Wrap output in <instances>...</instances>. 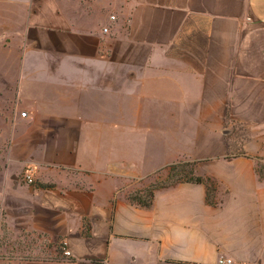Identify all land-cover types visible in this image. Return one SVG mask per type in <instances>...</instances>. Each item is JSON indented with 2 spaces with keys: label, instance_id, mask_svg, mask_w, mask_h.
Wrapping results in <instances>:
<instances>
[{
  "label": "crops",
  "instance_id": "0c3cea01",
  "mask_svg": "<svg viewBox=\"0 0 264 264\" xmlns=\"http://www.w3.org/2000/svg\"><path fill=\"white\" fill-rule=\"evenodd\" d=\"M179 160L218 205L128 198ZM220 258L264 264V0H0V264Z\"/></svg>",
  "mask_w": 264,
  "mask_h": 264
},
{
  "label": "trees",
  "instance_id": "16d2710c",
  "mask_svg": "<svg viewBox=\"0 0 264 264\" xmlns=\"http://www.w3.org/2000/svg\"><path fill=\"white\" fill-rule=\"evenodd\" d=\"M196 161L191 160H179L172 164L166 165L158 169L152 175L159 174L163 170H167V178L162 180L160 183H153L146 189H141L136 194H128V198L143 207H150L153 203L155 192L161 188H166L175 185L180 182H192V183H203L206 185L207 193L206 200L208 204L216 206L218 201L216 200L217 183L210 176H201L196 173ZM262 166L259 167L260 173H262Z\"/></svg>",
  "mask_w": 264,
  "mask_h": 264
},
{
  "label": "rangeland",
  "instance_id": "374dc122",
  "mask_svg": "<svg viewBox=\"0 0 264 264\" xmlns=\"http://www.w3.org/2000/svg\"><path fill=\"white\" fill-rule=\"evenodd\" d=\"M196 166H197V163L196 165H194V167L196 168ZM31 171L32 173L34 172L33 170ZM167 175H168L167 170H163L159 174H155L152 177H145L139 180H132L129 182L128 185H126L125 190L127 191L128 194H131V193L136 194L138 193L139 190L141 189L144 190L153 183H160L162 180L167 178ZM7 251L9 252V256L11 257L28 258V257L33 256V249L29 247L18 246V248H9ZM43 255L44 257H48V258H51L54 256V255H50V253L47 251Z\"/></svg>",
  "mask_w": 264,
  "mask_h": 264
},
{
  "label": "built area",
  "instance_id": "2783aa9c",
  "mask_svg": "<svg viewBox=\"0 0 264 264\" xmlns=\"http://www.w3.org/2000/svg\"><path fill=\"white\" fill-rule=\"evenodd\" d=\"M112 19H115V16H112ZM105 30L108 31V28H105ZM21 114H22V116H26L27 112L23 111ZM33 173L31 170H28L24 174V180L29 184H33L35 182V178H34ZM62 253L65 257H69L72 255V252L70 251V249L67 248L66 242L63 243ZM231 263H232V259H230V258H220L219 259V264H231Z\"/></svg>",
  "mask_w": 264,
  "mask_h": 264
}]
</instances>
